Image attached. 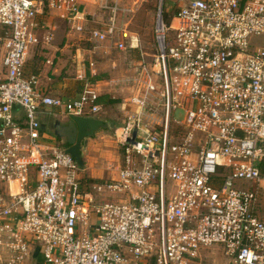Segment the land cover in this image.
<instances>
[{"label":"built area","instance_id":"obj_1","mask_svg":"<svg viewBox=\"0 0 264 264\" xmlns=\"http://www.w3.org/2000/svg\"><path fill=\"white\" fill-rule=\"evenodd\" d=\"M86 2L0 0V264H202L215 245L221 264H264V41L249 42L264 37V0H182L169 25L159 10L155 62L140 64L114 131L123 165L91 186L36 116L93 117L98 91L84 82L63 101L25 73L29 48L54 40L45 8L82 33ZM113 2L92 1L109 13L89 33L93 50L125 49ZM104 192L125 196L97 203Z\"/></svg>","mask_w":264,"mask_h":264},{"label":"rangeland","instance_id":"obj_2","mask_svg":"<svg viewBox=\"0 0 264 264\" xmlns=\"http://www.w3.org/2000/svg\"><path fill=\"white\" fill-rule=\"evenodd\" d=\"M85 1H87V3H90V1L92 2V0ZM87 3L86 5H89L88 7H90V9L85 8L84 12L88 15V17H90L89 15H91L90 13L92 11H95L97 14L95 15V17H99L100 20L102 18V22L105 21L107 15L109 14L108 11L100 10L96 5L94 7ZM182 4V0H119L118 8L122 11H119L117 13V21L119 26L124 29L127 34L126 38L122 39L124 40L125 49L122 52H118L112 45L113 43L110 41L104 42L100 45V48L103 46H109L112 53V61L114 62L112 63L113 65L109 68V78L115 80L117 83V80L131 81L140 76V74L137 73L138 68H140V63L147 66H152L154 64L156 56L155 49L153 47V44H155L154 26L159 14V10L161 9L164 15H168L169 17H171L174 14L175 10H177ZM109 5H114L113 0H109ZM53 16L50 15L47 11H45L43 15V17L46 18L45 20H47L48 24L51 26L52 32L54 34V40L52 43L53 47L60 46V44L65 39L69 41L70 44L68 45H72V47L67 49L68 58L72 56L71 49L73 50L74 56L76 54V50L81 51L91 48V43L87 41L86 35L89 26H85L86 28L84 27L82 33H76L72 31L70 32L68 29H66V25L61 22L60 18H58L56 15ZM100 27L101 25L98 23L94 28L99 29ZM66 36L68 39L66 38ZM135 36L137 38V43H132L133 45H137V48L131 49V37L133 38ZM166 40L168 43H171V33L167 34ZM263 41V36L251 38L249 42L251 47L253 48L252 50H256L255 47H257V49H261L263 46ZM34 47L29 48V58L27 59L29 60L31 59L30 57H33L31 62L28 61L26 64V72L30 74V69L31 74L37 75L43 70L42 67L44 58H46L48 55V59L51 58V55L54 53V48H49L50 50L44 51L40 48L39 53L43 55L42 58H38L35 56L37 51H35V53L33 54ZM105 60L102 59L96 61L95 66H98V70L104 66ZM84 61L88 62L87 58ZM169 64L170 67H172L171 61H169ZM117 87L119 88V86ZM119 94H121V92H119ZM124 96L122 95L121 98ZM117 108L118 109L104 106L99 113L93 116L94 118H98L107 122L109 128L98 131L91 139L88 140L89 145L88 148L84 151V155L82 158L84 166L79 168V176L81 179H85V176H88L87 168L89 164L93 165V168L95 170L99 168L106 172L115 171L117 169V166L121 160L122 151L120 146L117 145L114 131L121 123V120L124 119L122 112H120L119 110V107ZM179 108L180 107L178 106V109L175 112L176 117H178V115L182 113ZM36 117L40 124L45 127L43 129V132L47 136H52L51 126L55 121L63 126L70 125L68 120H66L69 119L68 116L56 113L52 108H45L40 110ZM64 119L65 123L63 121ZM76 137V130L73 127V129L71 128L68 141L73 143L75 142ZM141 137L142 135L141 133H139V138ZM64 140H59V146L63 149H65ZM102 176L105 177L106 175L103 174ZM170 186L171 183L168 181V190ZM234 188L238 190H253L254 185L249 181H237L234 184ZM124 196L125 195L122 193L104 192L103 194L98 195L99 199H97V203L101 204L104 202H116L118 200H122ZM260 209H264V198L261 200L259 206L256 209V215L259 213ZM199 254L202 258V264H221L229 260V258L224 255L223 248L219 245H215L212 248L201 249L199 251Z\"/></svg>","mask_w":264,"mask_h":264},{"label":"crops","instance_id":"obj_3","mask_svg":"<svg viewBox=\"0 0 264 264\" xmlns=\"http://www.w3.org/2000/svg\"><path fill=\"white\" fill-rule=\"evenodd\" d=\"M93 1V0H92ZM87 3V2H86ZM86 3H83L82 5V11L84 12V9H90L88 7L89 5H86ZM90 4L95 7V4H93L91 1ZM85 13V12H84ZM86 14V13H85ZM88 17L86 14V23L85 26H89V29L87 30V41L91 43V48L86 50H76V54L73 56V50L71 49L72 56L68 58V50L72 45L69 41L66 39L60 44V46L53 47L52 43L48 46L40 45L38 47H34L33 54L35 51L37 53L35 54L36 57L42 58L43 54L39 53L40 48L44 50H50L49 48H54V53L51 55V58L48 59V56L44 58L43 62V70L38 73L36 76L38 77L40 81V87L39 90L41 93L52 96V97H58L62 99L63 101H70L77 99L82 91V87L84 82H88L92 87H94L98 93H99V104L102 107L107 106L110 108H116L119 107L120 112H122L124 119L121 120V123L125 120V117L128 115L131 108L126 104L127 100L134 95V81L133 80H124L120 81L117 80L118 83L109 78V68L113 65L112 63V53L110 51L109 46H103L99 48L98 50H93V43L89 41V33L91 30H96L97 28H94L98 23L101 25L100 22H102V18H96L95 15L96 12L92 11ZM53 16V14H50ZM54 17V16H53ZM56 17V16H55ZM58 17V16H57ZM96 19H95V18ZM41 18V17H40ZM59 18V17H58ZM54 19V18H53ZM47 22V20H45ZM66 25V29L69 30L68 24L61 20ZM94 25V27H93ZM84 26V27H85ZM91 27V28H90ZM86 28V27H85ZM94 28V29H93ZM67 38V36H66ZM68 39V38H67ZM118 38L114 39L116 41ZM113 43V42H112ZM114 46V43L112 44ZM135 47V45H133ZM115 48V46H114ZM116 49V48H115ZM117 50V49H116ZM118 52H122L117 50ZM124 51V50H123ZM33 57V56H32ZM31 59H27V62H31ZM29 58V57H27ZM87 58L88 62H85L84 60ZM107 58V59H106ZM110 58V59H108ZM106 59L104 62V66L101 67L99 70L97 69L98 66L96 65V61ZM68 60V61H67ZM49 61L50 64H47L46 62ZM72 61V62H71ZM26 64H25V73L27 75H31L26 72ZM45 68V69H44ZM35 75V74H32ZM86 80V81H83ZM119 86V88L117 87ZM121 92V94H119ZM124 96L121 98V96ZM54 112L60 113L59 110L53 109ZM101 111V110H100ZM98 119V118H97ZM68 122L70 125L63 126L60 125L57 121H55L51 126V132L52 136H49L51 140L55 141L57 145H59V140H64L66 138H59V135H54L55 131L60 132L61 128L63 127H69L70 129H73V124L69 119ZM65 123V119L63 120ZM57 126L55 127L54 125ZM42 129L45 127L43 125ZM118 126V127H119ZM117 127V128H118ZM75 128V127H74ZM54 130V131H53ZM76 130V128H75ZM69 139V136L67 137V141ZM64 140V142L66 141ZM89 145V144H88ZM87 145V148H88ZM86 148V149H87ZM122 151V150H121ZM84 155V153H83ZM122 153H121V160L120 163L117 166V169L115 171H104L102 169H94L93 165L89 164L88 166V176H85V179H82L83 183L88 182L89 186H91L94 183H102L104 181H108L111 179H115L117 177V172L120 167H122ZM105 174L106 176L103 177L102 175ZM99 199V198H98Z\"/></svg>","mask_w":264,"mask_h":264},{"label":"water","instance_id":"obj_4","mask_svg":"<svg viewBox=\"0 0 264 264\" xmlns=\"http://www.w3.org/2000/svg\"><path fill=\"white\" fill-rule=\"evenodd\" d=\"M69 120L74 123L77 129V137L75 144L67 147L65 152L69 154L79 166H84L83 153L87 148L88 140L91 139L98 131L102 129H108L109 125L107 122L97 119L94 117H76L69 116ZM136 132L133 131L132 138L129 139L128 143H132Z\"/></svg>","mask_w":264,"mask_h":264},{"label":"flooded vegetation","instance_id":"obj_5","mask_svg":"<svg viewBox=\"0 0 264 264\" xmlns=\"http://www.w3.org/2000/svg\"><path fill=\"white\" fill-rule=\"evenodd\" d=\"M55 127L57 126V124L56 125H54ZM73 126L76 128V126L73 124ZM54 131V130H53ZM70 132H71V129L69 128V127H63V128H61V131L60 132H58V131H55L54 132V135H56L57 133V136L59 135V138H66L67 139V137L70 135ZM76 136H77V129H76ZM65 139V140H66ZM75 142H76V139H75ZM75 142H69V141H67L66 140V142H64V144H65V149L67 148V147H69V146H71V145H73V144H75ZM64 149V150H65Z\"/></svg>","mask_w":264,"mask_h":264},{"label":"trees","instance_id":"obj_6","mask_svg":"<svg viewBox=\"0 0 264 264\" xmlns=\"http://www.w3.org/2000/svg\"><path fill=\"white\" fill-rule=\"evenodd\" d=\"M45 11H47V9L45 8ZM176 11L177 10H175V12H174V14L171 16V17H169L168 15H164V13H162V19H163V21H164V23L165 24H167V25H169L170 24V22L172 21V18H173V16L175 15V13H176ZM163 12V11H162ZM45 17H41V18H39V20L40 21H45ZM154 46V49H155V55L157 54V46H156V43L155 44H153ZM135 48H137V45H135V47L133 48V47H131V49H135ZM140 63V62H139ZM141 64V63H140ZM139 64V65H140Z\"/></svg>","mask_w":264,"mask_h":264}]
</instances>
